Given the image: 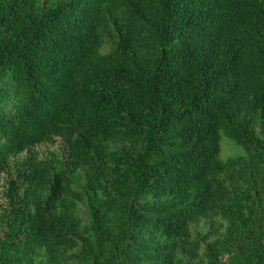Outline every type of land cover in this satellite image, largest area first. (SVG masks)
<instances>
[{
  "label": "trees",
  "instance_id": "obj_1",
  "mask_svg": "<svg viewBox=\"0 0 264 264\" xmlns=\"http://www.w3.org/2000/svg\"><path fill=\"white\" fill-rule=\"evenodd\" d=\"M0 264H264V0H0Z\"/></svg>",
  "mask_w": 264,
  "mask_h": 264
},
{
  "label": "rangeland",
  "instance_id": "obj_2",
  "mask_svg": "<svg viewBox=\"0 0 264 264\" xmlns=\"http://www.w3.org/2000/svg\"><path fill=\"white\" fill-rule=\"evenodd\" d=\"M37 150H39L42 154V157L44 158H48V154L49 151H53V150H57L59 152V154H61L62 151V143L60 141H58L54 146H39L37 148ZM246 155V152L244 151L243 148L238 147L234 144L233 141H231L229 138H227L226 136L222 135V139H221V153H220V158L223 161H226L229 158H236V157H243ZM77 187L82 188V185L80 184V181L77 180ZM79 214L85 219V220H89L88 217V208L86 204H83L80 206V212ZM206 228L204 226H198V225H194L193 226V231L196 234L198 231H205Z\"/></svg>",
  "mask_w": 264,
  "mask_h": 264
}]
</instances>
